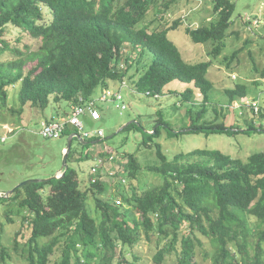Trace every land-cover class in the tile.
<instances>
[{"label": "trees", "instance_id": "16d2710c", "mask_svg": "<svg viewBox=\"0 0 264 264\" xmlns=\"http://www.w3.org/2000/svg\"><path fill=\"white\" fill-rule=\"evenodd\" d=\"M176 1L0 0V55L7 50L16 55L0 65V120L4 108L21 119L28 104L44 109L51 98L56 103L65 101L69 110L45 120L49 122L98 96L97 89H109L111 81L126 79L134 92L150 96L163 94L164 86L174 80L193 83L203 95L202 102L187 108L189 123L179 131L164 118H159L150 131H143L136 123L124 128L141 130L138 148H154V163L145 168L162 181L149 188H139L137 176L143 167L137 153L106 150L103 136L84 137L78 129L67 126L61 136L77 132L88 141L74 137L72 143L77 140L84 147H103L96 153L92 150L74 157L77 151L73 153L71 145L68 168L61 177L30 183L7 197L0 196V203L6 206L5 221L14 223L18 218L29 230L20 251L21 229L14 231L13 247H8L3 242L7 223L0 221V264H10L12 252H21L27 264H48L57 249L61 259L55 264H71L72 259L73 264H138L137 256L130 260L123 250L143 234L150 242L156 238L155 264H163L172 252L177 255L174 264H196L194 251L202 245L201 236L213 247L210 264H264V151L252 153L246 161L218 149L199 148L169 158L161 143L154 140L160 135V127L171 137L264 131V114H251L236 105L239 98L249 96L245 82L224 89L227 103L208 106L214 83L206 72L212 59L185 61L168 36L170 30L183 25L182 18L170 25L161 22L164 13H174ZM43 5L52 12L48 23H42ZM157 5L156 15L145 23ZM234 8L230 0H214L213 16L196 27H184V31L195 43L211 41L213 57H217L225 45ZM8 24L40 40L38 48L26 46L22 51L10 47L3 38ZM236 54L234 51L224 57L228 66ZM259 84L254 81L257 87ZM12 88L18 89L17 106H8ZM180 96V100L190 101L192 89H185ZM236 110L245 117L244 129L227 123ZM209 114L213 118H208ZM89 119L93 120L87 116L85 124L90 125ZM256 119L260 120L258 125ZM90 157L94 164L89 186L82 190L78 170L70 160ZM97 159L101 162L96 163ZM90 190L95 193L94 215L88 207Z\"/></svg>", "mask_w": 264, "mask_h": 264}, {"label": "rangeland", "instance_id": "374dc122", "mask_svg": "<svg viewBox=\"0 0 264 264\" xmlns=\"http://www.w3.org/2000/svg\"><path fill=\"white\" fill-rule=\"evenodd\" d=\"M230 1L235 4L231 17L232 24L224 40L225 45L217 57H213V44L211 41L195 43L184 31V27H196L203 21L207 22L213 16L214 0H177L174 3L175 5H173L175 6L174 13H164L161 21L163 24L170 25L175 19L182 18L183 25L177 29L170 30L168 36L182 53L185 61L194 63L212 59V64L206 72L207 77L214 83L209 93L208 106L212 105V103H227L224 89L232 87L238 82L249 84V96L256 93L260 87L264 89V76L262 75L264 72V0ZM156 7L158 5L151 8L145 23H149L150 19L156 15ZM43 11L44 20L42 23H48L52 19V12L44 5ZM161 15H158V17ZM3 38L9 43L10 47L22 51L26 49V46L35 50L41 43L40 40L33 38L27 31L14 24L6 25ZM234 51H237V54L228 66L224 57ZM15 57L16 55L13 52L5 51L0 55V65ZM150 60L151 57L148 62ZM31 64L29 63V65ZM29 65L25 67V71ZM130 72H134V70L132 69ZM254 81H259L258 87L254 85ZM187 88L192 89V99L190 101H182L180 100V92ZM109 89L113 92L120 91L122 103L126 108L122 109L121 103L119 104L112 100L99 102L100 119H89L90 125L85 124V128L94 132L99 128L103 130V144L106 145V150L117 151L120 154L123 152L137 153L143 167L137 176L140 189L159 185L162 178L145 168L154 163L153 146L138 148V143L142 141L143 136L141 130L135 128L128 131L124 130V128L131 123H136L143 131H150L154 129L159 118H164L173 127L174 131H179L180 128L189 123L186 117L187 108L192 107L193 103L202 102L203 95L193 83L180 80H174L166 84L163 88V94L158 97L134 92L127 79L123 82L111 81ZM173 90H177V94ZM17 91L18 89L15 88L10 90L8 106L18 105ZM101 91V88L97 89L98 94ZM239 100L236 101L237 106L239 105L237 104ZM68 110V104L65 101L56 103L52 98L50 104L44 109L33 107L29 104L25 106L22 120L18 115L13 114L10 109L4 108L5 112L2 114L4 118L0 120V123L9 127L12 132L8 134L10 137L5 142L0 143V194L12 190L26 179H45L55 175V173H60L59 169L62 167L63 151L67 144V137L44 138L39 134V131L42 123L45 120H51L53 114H63L64 111ZM238 112H241V110H236V113L233 112L227 118V123L234 122L240 129H244L246 127L245 117L239 116ZM87 116H80L84 123H86ZM246 116L249 118L251 115L247 113ZM208 118H213V114H209ZM259 123L260 120L256 119L255 124L258 125ZM160 129L159 137L154 138V140L161 143L164 153L169 158H172L178 152H187L199 148L218 149L232 157L246 161L252 153L264 151V131H252L250 133L241 131L232 135L212 133L208 136L204 133H185L178 137H171L168 135L166 128L160 127ZM187 129L185 128V130ZM103 144L84 147L77 140H74L72 151L73 153L77 151L74 157H79L80 154H86V152L92 150L96 153L99 148L103 147ZM93 164L94 160L92 157L83 161L72 162L70 160V165L78 170L80 188L82 190L88 189L90 168ZM57 170L59 171L57 172ZM47 191L48 189H46L45 193H48ZM94 195L93 191L90 190L88 192V207L93 215L95 214ZM5 212V204L0 203V221L7 223L5 221ZM19 228L22 234L19 236L21 251L29 235V230L27 227H22L20 219L16 218L14 223L5 224L3 242L6 246L13 247L14 231ZM155 239L150 242L144 234L141 235L140 239L132 246L123 250L124 256L130 260L133 259L134 255L137 256L139 258L138 264H155L153 260V255L157 250ZM200 240L202 245L198 244L196 246L194 260L196 264H210V256L213 250L212 244L203 236H201ZM77 248L82 249L79 244ZM79 251L81 253V250ZM60 259L61 253L57 249L50 256L48 264H55ZM176 260V253L172 252L165 256L163 264H174ZM73 262L72 259L71 264ZM10 264H27V262L21 252H12Z\"/></svg>", "mask_w": 264, "mask_h": 264}, {"label": "built area", "instance_id": "2783aa9c", "mask_svg": "<svg viewBox=\"0 0 264 264\" xmlns=\"http://www.w3.org/2000/svg\"><path fill=\"white\" fill-rule=\"evenodd\" d=\"M112 100L116 103H121V108L125 109L126 106L122 103L120 91L113 92L110 89H104L98 96H94L91 100L74 105L70 114L56 118L49 122H43L39 131L40 135L44 138H58L66 125H71L78 129L84 137L90 136H103V130L99 128L96 132L85 128L84 121L80 118L82 115H88L93 120H99L101 117L98 109V102ZM239 106L247 108L251 114L261 115L264 114V89H260L256 94L246 98H240L238 101ZM12 132L6 125L0 124V143L5 142L8 134ZM101 159H97L96 163H100Z\"/></svg>", "mask_w": 264, "mask_h": 264}, {"label": "water", "instance_id": "95a60500", "mask_svg": "<svg viewBox=\"0 0 264 264\" xmlns=\"http://www.w3.org/2000/svg\"><path fill=\"white\" fill-rule=\"evenodd\" d=\"M74 137L77 138L79 141H81L83 143H87L88 142V141L83 140L81 138V136L77 132H73L67 137V144H66V147H65V149L63 151L62 167L60 169V173H55V175H53L51 177H48V178H45V179H35V178L26 179V180L20 182L18 185H16L12 190H10V191H8L6 193L0 194V196L7 197V196L11 195L16 188L24 186V185H27V184H30V183L48 181V180H50L52 178L61 177L64 174L65 170L68 168L67 157H68V153L70 152L71 145H72V140H73Z\"/></svg>", "mask_w": 264, "mask_h": 264}, {"label": "crops", "instance_id": "0c3cea01", "mask_svg": "<svg viewBox=\"0 0 264 264\" xmlns=\"http://www.w3.org/2000/svg\"><path fill=\"white\" fill-rule=\"evenodd\" d=\"M55 114H56V113H55ZM55 114H53V116L51 117V119H52V118H55V117H58V116H60V115H62L61 113H60V114H56V115H55ZM49 119H50V118H49ZM63 149H64V147H63ZM59 170H60V169H59ZM59 170H57V172H58Z\"/></svg>", "mask_w": 264, "mask_h": 264}, {"label": "bare ground", "instance_id": "6f19581e", "mask_svg": "<svg viewBox=\"0 0 264 264\" xmlns=\"http://www.w3.org/2000/svg\"><path fill=\"white\" fill-rule=\"evenodd\" d=\"M62 117H63V116H62ZM0 124H1V123H0ZM1 125H2V124H1ZM67 126H68V125H66V127H67ZM66 127H65V128H66ZM65 128H64V129H65ZM40 129H41V128H40ZM62 133H63V131H62ZM62 133H61V134H62ZM39 134H40V133H39ZM60 136H61V135H60ZM8 137H10V135H9ZM58 138H59V137H58Z\"/></svg>", "mask_w": 264, "mask_h": 264}]
</instances>
